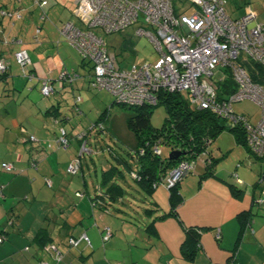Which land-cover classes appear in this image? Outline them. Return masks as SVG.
<instances>
[{
  "label": "crops",
  "instance_id": "0c3cea01",
  "mask_svg": "<svg viewBox=\"0 0 264 264\" xmlns=\"http://www.w3.org/2000/svg\"><path fill=\"white\" fill-rule=\"evenodd\" d=\"M41 1H47L44 7L40 5ZM61 1L35 0V3L17 7L11 0H0V11L14 12L12 16L0 13V60L5 59L11 64V72L3 79L4 84L0 83V98L5 97L0 102V235L5 237L0 243V264H225L234 255L235 264H264V206L253 204L264 193V186L258 183L259 176L251 180L249 195L223 176H214L223 183L218 185L215 180L220 186L218 194L227 200L221 210L220 222L205 221L197 213L195 218L189 210L185 213L190 199L184 196L185 186L180 183L183 199L176 208L178 215L151 223L157 216L171 212V202L167 208L164 204L160 206L157 198L158 201L149 206L156 208L155 211L143 209L150 222L142 227L144 223L139 220L130 221L119 216L126 213L122 208L120 212L115 210V204H125L123 198L112 200L107 195L97 198L112 184L111 181L102 182L93 191L88 190V186L85 188L88 185L85 176L82 182V179L76 180L68 174V165L79 157L83 142H88L89 130L84 126L88 124L91 128L95 124L82 114L79 117L75 114L86 111L80 103L88 96L80 86L87 85L86 81L92 78L93 64L87 71H73L78 77L72 83L66 81L60 85L61 71H70L63 56L67 52L63 45L69 42L61 33L64 23L57 28L55 21L64 18L67 10L75 15L77 6L76 0ZM224 8L233 19L242 17L247 9L252 8L257 19L264 23V0H226ZM43 12L47 18L55 16L56 19L44 20ZM32 21L38 24L36 30L31 27ZM25 48L31 56L28 69L34 76L30 78L24 76L16 60V53ZM44 80H49L55 87L45 105L36 102L30 93L41 90ZM59 91H64L60 97ZM247 117L254 122L252 117ZM62 128L68 133L71 150L65 151L58 143ZM31 135L38 140L31 141ZM81 136L85 140L82 141ZM235 140L239 144L236 137ZM6 161L14 164L15 171L10 172H14L15 177L1 175L3 170L9 171L2 167ZM35 161L37 163L33 165ZM204 173H200V182L206 181L202 186H214L213 180L207 179L210 175L204 176ZM47 179L52 181L51 186ZM237 179L238 182L239 179L250 181L245 172L242 177L237 174ZM158 189L151 194L153 197ZM235 189L241 192L236 193ZM78 192L84 195L78 196ZM201 193L199 190L192 196ZM23 197L28 199L23 201ZM160 209L164 212L157 214ZM249 212L252 220L242 230L239 215ZM108 227L112 235L102 236ZM189 227L206 228L202 232V246L194 258L183 254L186 250L182 244ZM209 228V234L204 233ZM217 228L221 232L220 239L217 238ZM83 234L90 238L91 245L85 240L76 246L69 245L70 237L80 239ZM45 241L62 253L60 261H56L55 251L46 249Z\"/></svg>",
  "mask_w": 264,
  "mask_h": 264
},
{
  "label": "built area",
  "instance_id": "2783aa9c",
  "mask_svg": "<svg viewBox=\"0 0 264 264\" xmlns=\"http://www.w3.org/2000/svg\"><path fill=\"white\" fill-rule=\"evenodd\" d=\"M190 1L196 9L192 13H187V9L177 12L174 0H76L75 14L86 28L66 22L62 25L61 33L83 59L93 64L92 88L110 91L119 103L131 107L155 106L161 93L186 90L191 95V103L200 110H209L228 120L231 125H241L252 153L263 157L264 84L251 78L244 61L251 59L264 68V23L258 21L257 13L252 8L247 9L242 17L233 19L224 8L226 0ZM138 23L141 26L137 33L150 38L159 53L158 60L142 67L121 68L105 40L94 32V28L101 29L105 34L117 33ZM16 56L24 67L31 61L26 49L18 51ZM7 69L6 61L0 60V73ZM217 69L223 74L220 81L213 79ZM60 74V85L66 81L72 83L78 77L67 69ZM229 76L234 79L237 89L226 98H221L220 83ZM53 91V84L45 80L41 86L42 94L49 96ZM244 99L255 101L262 112L257 123L235 112L234 103ZM60 132L58 143L63 149L70 147L65 128ZM30 139L36 141L37 137L32 135ZM209 144L210 140L207 139L205 145ZM153 149L158 155L162 153L159 142ZM204 150L194 158L182 159L167 174L165 179L169 189L195 169L196 161L211 162L209 150L207 147ZM88 151L92 150L84 141L79 152L83 154ZM145 152V148L140 149L141 154ZM2 167L9 171L15 168L10 162L3 163ZM67 168L68 173L77 174L82 168L81 158L77 157ZM133 177L137 178V174L133 173ZM259 181L264 184V172ZM47 182L52 185L51 180L47 179ZM77 195L83 196V193L78 192ZM255 205L264 206V196L256 198ZM217 232L220 239L221 232ZM111 235V228H105L102 236ZM4 239L0 235V242ZM81 240L91 245L86 234L81 235L80 239L70 237L69 244L76 246ZM45 247L56 252V261L62 259V253L55 245L46 244Z\"/></svg>",
  "mask_w": 264,
  "mask_h": 264
},
{
  "label": "rangeland",
  "instance_id": "374dc122",
  "mask_svg": "<svg viewBox=\"0 0 264 264\" xmlns=\"http://www.w3.org/2000/svg\"><path fill=\"white\" fill-rule=\"evenodd\" d=\"M12 1L13 5L17 7L21 5L23 6L24 3H35V0H11V2ZM51 1L54 3H57L58 1L63 2L61 0ZM65 1L67 3L70 2V0ZM174 1L175 9L177 10V12H184L185 9H187V13H192L196 10L190 0ZM226 8H228V6ZM47 19L48 20L46 21H50L51 19H56V17L52 16L51 18L50 16H48ZM80 19L81 18L76 16V14L73 15L67 10L65 12L64 18H59V21H55L57 22L56 27L58 28L63 23L72 20L77 25L84 28L85 26H83ZM52 22L54 23V21ZM37 25L38 24H36L35 21H32L31 27L34 30H36ZM40 26L43 25L40 24ZM140 26L141 24L138 23L130 26V28H127L126 30L118 31L117 33L106 34L101 29L94 28V32H96L105 40L107 47L110 49V52L116 55L119 66L121 65V68L124 69H131L135 65L142 67L143 65H146L148 63H155L158 60L159 56V53L153 46L150 38L145 34L137 33V30ZM58 36L59 38H61L60 35ZM130 42H133V44H131ZM63 46L67 50V52L63 54V56L67 62L68 69H70V71H68L70 73L72 72L71 74H76L73 73V71H82L84 69L87 71L89 66H91V62L88 63V61L83 60L79 52L73 46H71L70 43L66 42V44L64 43ZM85 62H87L88 64H86ZM15 67H19V65ZM219 70L220 69H217L213 76V79L217 81H220V78L223 77L222 72H220ZM90 80L91 77L88 81H86L87 85L80 86L81 91H83V93L88 96L86 100L80 103L82 105V108H84L86 111H83L84 113H80L77 111L75 112V114L76 117H79L82 114L88 121L92 123L95 122V124H93L91 128L90 126H88V124H86L87 126H84L85 130H89L87 143L88 147L92 151H88L83 154H80L79 152L78 156L81 158V165L83 164L82 168L75 175H72L70 173L68 174L74 176L76 180L82 179V182L84 181L83 178L85 176V179H87L88 182V185H85V188H87L88 186V190H93L97 185H101V183L103 182L104 170L112 168V165L119 167L120 170L124 172L125 177V182L120 181V183L122 184V186L129 189V194H127L124 198L125 204H115L116 207H120L124 212H126L125 214L119 216L125 219H130V221L139 220L140 222L144 223V225L141 224V226L145 227V225L150 222V218H148L149 216H146L143 210L144 208H149V206L152 205V202H157L158 199H160V206L164 204L165 206H167V208H170L168 190L169 188L167 187L166 181L167 179H165V181L160 184L159 189L155 192V197H153L151 194L147 195L140 187L139 183L134 181L133 177L130 175L129 168L125 164L121 165L118 163L115 156L125 158L127 160V164L132 166L134 169L138 167L136 151L139 147V141L136 133L133 132V130H131L129 127L130 117L133 116L134 113H136V107L132 108L131 106L119 103L116 100L115 95H113L110 91L104 89L96 90L92 88L90 85ZM3 81H0V83H2ZM2 84H4V82ZM63 92L64 91H59L58 97H60ZM30 93L38 103H43L45 105L49 100V96H44L41 90L30 91ZM177 94L181 95V97L186 101L191 102V95L186 90H182ZM4 98L5 97H3V99L0 98L1 103L3 102ZM193 106L197 107L196 104H193ZM78 107L79 109H81L80 106ZM148 109L151 111L150 117L153 128H161L168 118L166 105H164L163 103H159L155 106H149ZM234 109L237 113H244L249 117H252L254 123H257L262 116V112L260 111L257 103L251 99H244L234 103ZM85 113L86 115H84ZM228 123L230 124V122ZM159 145L163 152V158H169L172 151V145H168L163 142H159ZM65 149V151L71 150V147ZM64 150L61 149V151ZM207 150H209V157L214 163H212L211 168H206V166L211 162L206 161L205 163L203 162V160L196 161L197 167L195 166V170L188 173V175L184 176L180 181L182 186L183 183L185 186V189L183 191L184 196L189 197L190 199L186 204L185 213H187V210H189L190 214L195 218H197L198 216L195 215L197 213L199 215H202L205 218V221L212 220L220 222L223 217V214L221 215V210L223 211L222 207L226 205L227 200L223 199V197L218 194L220 190V186L218 187V185L222 182H220L219 178L216 179V177L214 176H223L228 182H232L233 184L238 186L236 188H240L242 192H244V194L246 192L247 195H249L252 192L251 180L258 178L261 172L260 170L262 162H255L249 159L248 151L246 150V148H244V146L236 143L234 133L231 130H225L217 134L216 137L212 138V142L211 144H209V146H207ZM0 157H2V154H0ZM74 160H77V157ZM3 171L1 175L15 177L14 172ZM204 171V176H213H209V178L207 179H210L211 181L213 180L212 184L214 186H202V183L204 181H202V183L200 182V173ZM211 171H213V173L215 174L210 173ZM242 171L247 174L249 178L248 180L250 181H241L239 179L238 182L237 174L242 177ZM215 180L218 185L215 183ZM127 183H129L131 186L127 187ZM204 183H206V181ZM199 190H202V193L200 195H197L196 197L192 196ZM262 196H264V193L262 194ZM27 199L28 197H23L22 200L26 201ZM161 212H164L163 209H160L159 213H156L160 214ZM204 229L206 228L201 229L202 232ZM250 229L251 228H249V231H251ZM216 230L219 231L220 229L217 228ZM210 231L211 228L204 231V233L209 234Z\"/></svg>",
  "mask_w": 264,
  "mask_h": 264
},
{
  "label": "trees",
  "instance_id": "16d2710c",
  "mask_svg": "<svg viewBox=\"0 0 264 264\" xmlns=\"http://www.w3.org/2000/svg\"><path fill=\"white\" fill-rule=\"evenodd\" d=\"M42 2H47V1L40 2V5L44 7L46 3L42 4ZM1 12L2 11H0V13ZM3 12L2 14L8 16H10L11 13H14L12 11L9 12L5 10H3ZM16 16L20 17L19 14H16ZM42 16L44 20L47 19V15L45 12H43ZM37 30L40 31V28L37 27ZM25 49H21V50H25ZM17 63L20 65L24 76H27L29 78L34 76L32 74V71L30 72L28 69L31 61L27 63L28 65H25V67L22 64H20L18 60ZM6 64L8 65V69L0 73V81H3V79L7 78V75L11 72L10 71L11 64L7 61ZM244 65L247 67L248 73L255 82L264 84V68L262 65L251 59L244 61ZM236 87L237 86L234 79L231 78V76L226 77L225 81L220 83L219 97L226 98L229 94H233L236 91ZM159 103H163L164 105H166L168 118L164 123V125L158 129H154L151 124V117H150L151 111L148 109L150 105L132 106V108L136 107V113H134L133 116L130 117L129 127L131 130H133V132L136 133L139 141V147L138 150L136 151L138 167L134 169L132 166L127 164V160L125 158L120 156H115L119 164L121 165L125 164L129 168V172L132 177H133V173L137 174V178L133 177V179L135 182L139 183L140 187L144 190V192L147 195L152 194L156 189L159 188L160 184L163 182L167 174H169L172 169L178 166L179 162H181L182 159L194 158L203 151H205L204 150L205 147L208 146L205 145L206 140L209 139L211 144L212 138L216 137L217 134L225 130H231L234 133L237 142L240 145L242 144L247 148L249 159L255 162L264 161V156L261 157L252 153L251 148L248 146L247 143L245 130L241 125L240 126L231 125L228 123L229 122L228 120L222 118L219 115L212 114L209 110H200L198 107H194L191 102L186 101L184 98L181 97V95H178L177 93H169V92L161 93L158 104ZM240 114L247 116L246 114L243 113ZM158 142H163L168 145L171 144L172 151L180 150L183 151L184 154H182V156L178 157L177 159H173L170 157L163 158L162 156L163 152L158 155L154 152L153 149L154 146L158 144ZM142 148L146 149L145 154L140 153V149ZM212 163L208 164L206 167L211 168ZM13 171H15V168L13 169ZM260 171L261 172L259 174V178L260 175L264 172V169H261ZM103 173H104L103 183H108L109 181H111L112 184L107 186V188H105V192L97 198H102L104 195H107L112 200L114 198L124 199L125 196L129 194V189H127L124 186L122 187L120 185L121 183H119L120 181L125 182L124 172H122L119 167L113 165L112 168L108 170H104ZM210 173H213V171H211ZM180 183L181 182H178L176 185L172 186V188L169 189L171 212L163 214L161 216H157L151 221V223H153L156 220H161L163 218H166L167 216L178 215V210L176 208L178 204L182 202L183 199L180 193V187H181ZM258 183H260L259 180ZM127 184H128L127 187L131 186L129 183ZM260 184L264 186V184L262 183ZM234 191L236 193L241 192L238 189H235ZM97 198H94V200L96 201ZM96 203L98 204V202ZM253 204L255 205V200ZM115 210L120 212L122 209L116 207ZM155 210L156 208H151V207H149V209H146V211L148 212L149 211L152 212ZM239 216L240 219H242L241 221L243 224V228H242L243 230L252 220L251 212L244 213V215L240 214ZM9 221L11 222L12 220ZM201 229L202 227L201 228L189 227L186 229V239L182 244L183 248L186 250L183 253L185 256L194 258V255L198 252L200 246H202ZM47 243L49 242L45 241L44 245H46ZM238 247L239 246L237 244L236 249ZM234 257L235 255L230 257L229 261L226 262L225 264H235V260H233Z\"/></svg>",
  "mask_w": 264,
  "mask_h": 264
},
{
  "label": "water",
  "instance_id": "95a60500",
  "mask_svg": "<svg viewBox=\"0 0 264 264\" xmlns=\"http://www.w3.org/2000/svg\"><path fill=\"white\" fill-rule=\"evenodd\" d=\"M182 154H184L183 151L173 150L171 151L170 158L177 159L178 157L182 156Z\"/></svg>",
  "mask_w": 264,
  "mask_h": 264
},
{
  "label": "clouds",
  "instance_id": "9594fccd",
  "mask_svg": "<svg viewBox=\"0 0 264 264\" xmlns=\"http://www.w3.org/2000/svg\"><path fill=\"white\" fill-rule=\"evenodd\" d=\"M12 14H13V13H12ZM71 22H72V21H71ZM80 27H81V26H80ZM81 28H83V27H81ZM113 55H114V54H113ZM114 56H115V55H114ZM115 57H116V56H115ZM116 59H117V58H116ZM83 60H84V59H83ZM86 61H87V60H86ZM89 62H90V61H89ZM92 73H93V72H92ZM92 76H93V75H92ZM54 90H55V87H54ZM51 93H52V92H51ZM51 93H50V94H51ZM80 98H81V97H80ZM80 101H81V100H78V102H80ZM67 135H68V133H67ZM31 136H32V135H31ZM84 136H85V135H84ZM84 136H81L82 141L85 140ZM68 139H69V138H68ZM30 140H31V139H30ZM37 140H38V139H37ZM37 140H36V141H37ZM31 141H33V140H31ZM69 141H70V140H69ZM86 142H87V141H86ZM68 243H69V241H68ZM47 244H48V243H47ZM69 245H70V244H69ZM70 246H71V245H70Z\"/></svg>",
  "mask_w": 264,
  "mask_h": 264
},
{
  "label": "bare ground",
  "instance_id": "6f19581e",
  "mask_svg": "<svg viewBox=\"0 0 264 264\" xmlns=\"http://www.w3.org/2000/svg\"><path fill=\"white\" fill-rule=\"evenodd\" d=\"M236 89H237V87H236Z\"/></svg>",
  "mask_w": 264,
  "mask_h": 264
}]
</instances>
